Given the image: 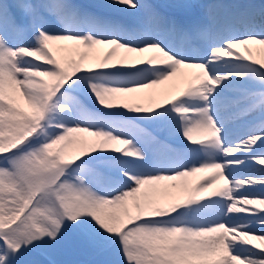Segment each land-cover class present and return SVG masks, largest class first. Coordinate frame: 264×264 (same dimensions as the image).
Returning <instances> with one entry per match:
<instances>
[{"label": "snow or ice", "instance_id": "obj_1", "mask_svg": "<svg viewBox=\"0 0 264 264\" xmlns=\"http://www.w3.org/2000/svg\"><path fill=\"white\" fill-rule=\"evenodd\" d=\"M182 68L167 104L134 95ZM70 230L75 264H264V0H0V264Z\"/></svg>", "mask_w": 264, "mask_h": 264}, {"label": "bare ground", "instance_id": "obj_2", "mask_svg": "<svg viewBox=\"0 0 264 264\" xmlns=\"http://www.w3.org/2000/svg\"><path fill=\"white\" fill-rule=\"evenodd\" d=\"M8 2H11V0H8ZM81 2H89V0H81ZM146 2L148 3L155 2V4H158V5H166V4L175 3L176 0H146ZM194 2L203 4V3L210 2V0H194ZM218 2L224 3V4L235 5V4L248 3L250 2V0H218ZM256 2L259 3L260 1L257 0ZM162 10L168 13H173L174 16L177 17L178 19H183L181 12L174 13L175 10L177 9L163 8ZM198 11L199 9H196V12ZM59 47L60 45H57V44L53 45L54 49H57ZM55 54H56L57 59L60 60V62L64 64L65 66L70 60H73V59L77 61L79 60L78 55L75 53H66V52L57 51ZM96 54L97 53L95 50L88 53L89 56H94ZM117 55L122 56V55H125V53L118 52ZM254 55H256L255 52H254ZM192 78H193V71L187 68H182L180 72H178L174 77H172L168 81H165L163 84L158 85L151 89H145L142 92L136 93L134 95L142 98L139 102H141L144 106H148L149 103L153 105L167 104L168 101L174 99L176 96H178L181 93L183 89L189 86V84L192 82ZM21 103L23 102L21 101ZM79 138L80 137L77 136V137H74L73 139L78 140ZM88 139H92V138H88ZM76 147H77L76 144L70 145L68 148L69 153H72L73 151H75ZM116 147L122 148L123 145H117ZM215 174L216 173L214 171H208V172L197 173L194 176L186 177L184 178V180L167 181V182H164L162 185L157 186L155 193L148 190V195L154 196L155 199H157L162 204H166L168 202H179L180 200L184 199V197L186 196V193L184 191L185 187H187L188 189H195L197 186H199L201 183H205L208 178H210L211 176ZM165 185L167 186V194H165V192L163 191ZM172 185H176V187L173 188ZM222 185H223V181H217L216 184L208 188L207 191L200 193L199 198L200 199L208 198L212 191L219 189L220 187H222ZM144 191L146 190H142L141 195L144 193ZM55 246L57 248L56 251L54 247L52 248V246H49L46 249L35 250L36 256H38L39 251L45 252L49 258H51L53 261H56L53 254L56 253L59 256L60 248H59V245H55ZM29 255L30 254H28V256ZM25 260L27 259L23 258V261Z\"/></svg>", "mask_w": 264, "mask_h": 264}, {"label": "rangeland", "instance_id": "obj_3", "mask_svg": "<svg viewBox=\"0 0 264 264\" xmlns=\"http://www.w3.org/2000/svg\"><path fill=\"white\" fill-rule=\"evenodd\" d=\"M154 4V2H153ZM181 10H175L174 13H179ZM196 12V9L194 10ZM170 15H174L173 13H169ZM75 233L70 230L66 234L65 240L59 244V256L54 253L55 260L57 261L58 264H75L77 261H81L84 259H87L88 257H85L86 255L80 251L78 248L76 250L75 246L71 243L72 240L74 239ZM254 244H258V241H253ZM55 248V251L57 250L55 245H52V248ZM41 253V255H40ZM28 254H30L28 256ZM24 258L27 260L23 262H28V261H36L38 264H49V261L52 260L49 258L45 252H38V256H36V252H30L28 253ZM39 258V259H37Z\"/></svg>", "mask_w": 264, "mask_h": 264}]
</instances>
